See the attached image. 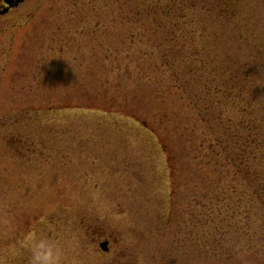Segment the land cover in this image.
I'll list each match as a JSON object with an SVG mask.
<instances>
[{"label":"rangeland","instance_id":"374dc122","mask_svg":"<svg viewBox=\"0 0 264 264\" xmlns=\"http://www.w3.org/2000/svg\"><path fill=\"white\" fill-rule=\"evenodd\" d=\"M213 6L33 0L0 19V264H264V201L249 220L248 183L202 147L168 22L189 11L224 58Z\"/></svg>","mask_w":264,"mask_h":264},{"label":"trees","instance_id":"16d2710c","mask_svg":"<svg viewBox=\"0 0 264 264\" xmlns=\"http://www.w3.org/2000/svg\"><path fill=\"white\" fill-rule=\"evenodd\" d=\"M176 3L183 7L190 0ZM212 3V10L216 11L207 13L214 14L219 24L224 20L228 24L222 30L223 48L226 45L238 48L232 53L227 51L228 46L224 58L219 56V50L213 58H206L210 55L206 43L211 33L200 28L193 16L187 15L189 11H179L168 22L189 48L188 98L204 124L209 125V132L215 134L206 140L208 146L201 145L212 151L218 148L223 155V168L232 170L233 180L243 177L248 183L244 193L251 190V196H247V204L240 198L238 209L245 208L250 220L253 216L249 203L254 199L264 201V39L251 28L261 23L264 29V19L255 15L259 11L254 9L253 0H212Z\"/></svg>","mask_w":264,"mask_h":264},{"label":"flooded vegetation","instance_id":"af4514ba","mask_svg":"<svg viewBox=\"0 0 264 264\" xmlns=\"http://www.w3.org/2000/svg\"><path fill=\"white\" fill-rule=\"evenodd\" d=\"M32 2H33V0H24L23 2L18 3L17 5L14 6V5H10L7 2V0H0V19H2L5 16L10 15L14 11H21L22 8H24L25 6L26 7L31 6ZM103 242L107 244V247H106L107 251H103V253L109 254L111 252L109 239L106 238L102 241V243ZM102 243L100 242L99 244L101 245ZM100 249H101V247H100Z\"/></svg>","mask_w":264,"mask_h":264},{"label":"water","instance_id":"95a60500","mask_svg":"<svg viewBox=\"0 0 264 264\" xmlns=\"http://www.w3.org/2000/svg\"><path fill=\"white\" fill-rule=\"evenodd\" d=\"M24 0H7V2L10 4V5H17L18 3H21V2H23ZM100 247H101V249L103 250V251H107V249H106V247H107V244L106 243H102L101 245H100Z\"/></svg>","mask_w":264,"mask_h":264}]
</instances>
